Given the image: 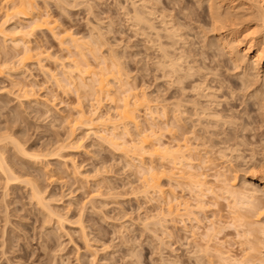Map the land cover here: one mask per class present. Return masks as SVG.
I'll use <instances>...</instances> for the list:
<instances>
[{
  "label": "bare ground",
  "instance_id": "6f19581e",
  "mask_svg": "<svg viewBox=\"0 0 264 264\" xmlns=\"http://www.w3.org/2000/svg\"><path fill=\"white\" fill-rule=\"evenodd\" d=\"M154 1L155 2H153L152 5L153 7H150L149 11L139 9L135 5L137 2H131L130 10L126 9V7L124 8L123 6V9L125 10L124 11L122 9L123 14H129L127 16L129 17L127 18V21H130L129 19H131L133 22L132 25H141L139 31H141L142 34H147V30H156L153 27V24H151L149 18L146 17L148 14L155 13L156 15V13H160L162 17L163 14L161 13H165V8L159 7L161 6L158 4L160 1ZM35 2V0H0V37L1 40L3 39L2 42L9 41L8 45L10 46L9 47L4 42L2 44L0 43V56L3 55L1 56L3 58H0V76L1 74H4L3 72L5 70L9 72L12 70L16 72L22 71V66L27 64V62H33V64L36 63L37 65H40V68L43 67L41 70L49 72L47 66L45 68V65H42L44 63L41 61L44 57L46 59V56L48 57L49 54L51 57V53H49L47 49L43 50L40 46V49L37 48L38 46L34 47L36 43L32 46V42L29 40V37H34L32 35L36 34L33 32L46 30L52 35L53 39L56 40L59 48L68 50L66 52L70 53L69 55L71 58V61L68 59L70 61L68 69L66 66L64 67L65 62L63 59H60L64 62L62 64L60 61V64H62L60 68L62 76L58 74L57 71L56 73L58 75L53 74L55 72L54 70V72H49V74H53V76H55V78L52 76L53 80L57 79L56 83L60 84L58 85L59 87L65 88V90L67 88L70 90L73 87L74 89L72 88L73 90H71L73 93L74 91L77 92L75 93L77 94L76 96H83L84 98L81 97L82 100L88 98L89 101H94V105L90 101L92 105H90L91 107H88L89 109H87L84 105H81L83 102L81 100L79 101L77 97L76 100L78 102H75L77 104L72 106L73 112L71 111V116H68V114V117H64L65 119H63L68 124V130L66 131L64 138L60 137V140L56 138V143H54L53 140V147L52 144L50 145L52 148L48 145L49 148L47 146L48 150L46 153L44 150L41 151V153L40 150L37 152L30 151L31 153H29L21 146L22 144L20 145L21 142L19 143V140H16V137L13 138V136L11 138L6 136L8 133L7 130L6 134L0 133V181H2L0 182L2 183L0 185L3 186L4 184L3 189H11V187L14 186L12 185L13 182L15 184L16 181H19L17 183L22 181L21 184L27 183V185L30 186L28 188L30 189L31 199H34V204L36 206L38 205L39 208L45 212L44 216H42L43 219H41H47L44 221L46 223L48 220L51 221L52 217L54 215L56 216L57 213L51 208L49 202H51L55 197L53 196L54 198H52L51 195L49 198L48 196H44L45 191H43V189L45 187L42 189V187L37 184L38 182L36 183L28 176V179L23 178L25 175L21 177L23 172L18 174L20 172L18 171L17 173L15 166L19 164L13 161L14 159H12V155L9 152L10 150L7 149L8 147H6V145L4 146V143L7 141L6 139H10L8 140L10 141L9 144H12L17 150L16 153H20L21 155H24V157L28 156L30 159L35 161H38V159L40 160L41 156L42 158L45 157L47 159L59 160L65 157L64 152H74L81 147L80 142L82 141L83 136L80 139H78L79 137H74V130L79 127L85 129L86 133L83 134H87L86 137L88 135L95 136L96 140L98 139L99 141L106 143L108 147L110 146L114 151L122 153L131 161V164L134 163L133 161H137V170L140 173H143H141L142 178L145 176L142 179L144 180L142 181L143 192L148 195H150V191L154 192V194H160V196H156L162 199L158 202L159 205L161 202L163 205L166 204L165 212L160 211L162 210V205H160V209L157 208L160 212L154 208L155 211L157 210V213L153 215L154 217L152 218L154 219L152 221L150 220L151 223L153 222L152 225H150V223L149 225H146V228L147 226H152V228L148 230L156 232L158 231V227H160V231L162 230V227L167 229L168 223H171V225L174 223L171 227L169 225L171 231H164V229L163 231H167L166 237L169 236L168 239H173L172 243L174 245L171 243L170 245L174 246V248L176 245L175 243H177L178 246H183V256L185 257L184 259H178L176 255L173 254L176 249L170 246V249L168 250H171V253L169 258L167 256L168 259H166V261H171L172 264H264V248H262V245H264V235L261 234L262 229L259 222L253 219L251 210L252 206L259 207L260 204H264V195H261V193L264 192V134H262V137L260 135L258 136L255 132L256 129H261L260 127L264 126V0H206L209 18L214 24L213 25L212 22L210 24V26H214H211V28L213 27L214 29L212 30L215 31L214 34L213 32L211 34H213L215 40L212 43L210 42L207 47L204 45L205 47L201 46L202 48L200 47L199 49H190L186 54L181 53L180 49V54L170 50L174 48V45L179 43V40L183 41L184 39L182 34L178 32H181L182 30H180L181 25H179L178 30V25H176L178 24V21L175 18H171V20L169 19L170 21H167V24L170 26L166 24V27H164L166 22L162 23L165 30L163 33L165 34H159V31L157 30V32L155 31L154 33L156 34V38L158 40V42L156 40V46L160 52L157 59L158 61L156 60V63L158 64L155 65L160 66V68L162 67V71H164L163 74L169 76L168 78H171V85H181L179 90L182 92V94L180 92L182 99L180 98L181 100H178L174 97L175 102H171V104H169L171 106L168 105L169 107L167 106L166 108L158 107V110L159 108L162 110L160 112H157L158 110L155 107L156 105H154L156 111L153 108L152 104L154 103V99L151 98L152 96L148 95L149 93L147 94L145 90H142V87L140 88L138 86L140 89L139 91L136 85L134 86L130 85L131 83L129 84L130 80L128 78L130 77L127 78L129 74L126 75V70L123 69V63L118 60L120 57L117 58V54L114 52L115 49L113 52L116 56L114 54L111 55L110 49V55L108 58L101 55V53H99L100 51L98 52V50H100L98 49V43H100V45L104 44L102 41L104 40L103 37L99 35L96 36L95 33L94 35L93 33H89L91 34L89 35L90 38L86 40L79 34L76 36L74 32H71L70 30L68 31V29L57 31L56 27L57 29H59V27L57 26L56 19L54 20V18H50L51 16L49 15V17L47 15L48 12L46 11L47 13H45L42 9H40L39 5H36L37 3ZM140 2H142V0H140ZM65 3L67 4L66 1ZM148 6L150 5L148 4ZM174 10L175 13H189L192 11L185 4L175 7ZM125 17L126 16H124V18ZM19 18L27 19L26 24H21L22 22H18L16 24V21ZM174 19L177 21L176 24ZM136 27L138 28V26ZM146 28L148 29L146 30ZM202 30L203 29H201V31ZM97 33L99 34V31H97ZM181 36L182 40L180 39ZM149 38L148 41L154 43V40L152 38L149 40ZM163 38H165V40ZM206 40L207 38H205V41ZM204 44L206 43L204 42ZM6 45L11 48V51L12 49L14 51L13 54H9L10 56H8V49H5ZM107 46L110 47L109 44ZM177 51L178 50L176 49V52ZM220 51L224 53V56L226 54V61L232 64L233 69L240 70L239 78L237 77L238 81L236 80L228 84V82H225V79L220 78L221 73L219 72L221 70L219 71L218 68L222 65V63H225L224 60L218 59V56L222 54V52L219 53ZM192 55L204 57L196 59L195 57L192 58ZM75 56H77V59ZM52 57L55 59L56 56ZM86 57H91L94 62H96L95 64L97 67L92 68L94 64L90 66V62ZM67 58L69 57H65V59ZM54 59L52 58V60ZM64 68L66 70H64ZM46 69L47 71H45ZM237 72L238 71H236V73ZM12 82L14 83V81ZM255 82H259L258 85L255 88L252 87L253 90H250L249 88L253 84H256ZM29 85L28 88L24 85H22V87L19 85L21 87V91L18 90L19 93L22 92L20 94H23L24 99L27 98L26 101L33 100L34 102L36 101L37 103H40V100L38 101L36 99L37 97L35 96L36 94L34 93V89H32ZM113 86L115 89H112L114 88ZM30 87L31 89H29ZM247 90H250V92H247L248 94L246 93L247 99L245 100H243L244 96H241L240 92H236ZM216 91L221 93V98L223 97L222 102L224 101V103L221 104L220 109L211 107L212 105H220L219 101L221 98L219 99L216 97ZM78 93H81L82 95L80 94L81 96H79ZM20 94L19 96H21ZM225 95H228V97ZM105 99L114 104L113 110L111 111L109 109L111 112L109 110V112L99 110V106L103 104L102 101ZM225 99H227V101ZM42 102L43 101H41V103ZM241 104H243V111L247 118L243 119L240 112L241 117L238 115L236 116L238 120L240 119L239 122H237L233 108L237 105L241 106ZM36 105L39 106L38 104ZM165 105L162 107H165ZM255 106H257V113L258 111L259 113L262 112L261 117L258 115L259 118L250 115V113H252L251 111H253V107ZM0 108L2 107L0 106ZM48 110L49 109L47 108L46 111L48 112ZM155 114L158 116H155ZM163 116L167 117L164 118ZM158 117L159 120L157 121H160L162 118L166 119V121L161 120L162 123H160L165 129L164 131L168 130V133L171 135H169L171 139H168V142H165V140L163 141V137L161 136V131L163 132L162 127L160 125L159 127V122L156 121V118ZM227 117H235L236 120H233L236 122L231 121L232 119L227 121ZM220 122H223V124L220 125L221 127L219 129L217 128V130H215V128L219 126ZM225 123L230 126L228 130L223 128V126L225 127ZM131 126H133L132 128H135V132L131 131ZM73 127H75V129H73ZM158 127L161 129H157ZM0 131L3 132L1 129ZM54 144L57 145L55 146ZM47 148L45 147V149ZM6 153H9V155ZM20 154L18 155L20 156ZM13 157H15L14 154ZM145 157L150 158V160L153 161L147 160L148 162H146ZM246 157H249L250 159L246 160ZM232 158L237 164L233 163L234 160ZM155 160L159 161V163L157 161L158 165L153 164ZM245 160H250L252 164L249 163L250 166H248L247 169L242 170V175H240L242 178L239 180L236 168H238L237 165L239 166V164L242 166V163H239V161L246 162ZM70 164L72 165H70L71 167L69 166L72 168L71 171L76 172L78 175V165L74 162H71ZM98 171H100V169ZM80 173L82 174H79V177H81L80 175L84 176V172ZM71 174H73V172H71ZM77 175L75 174L74 176L78 178ZM51 176L53 177V175ZM49 179H51L50 182H52V180H56L55 177L52 179L50 176L48 180ZM84 179H82V181ZM164 179V182L167 181L168 186L162 181ZM162 182L166 186H164ZM163 187H168L169 190L167 188L166 190ZM176 188L179 189L178 191H180L181 188L182 194H177L178 191H174V189L177 190ZM164 191L168 192L166 193L167 196L164 195ZM111 192L112 191H110V193ZM3 193L6 194L5 192ZM93 194L91 197L94 196ZM107 194L111 195L109 192ZM157 199L154 200L157 201ZM6 203L4 202V204H2L4 205L5 210V214H2L3 216L5 215V217L7 216L8 211L10 212L7 207L8 204ZM159 205H157V207ZM211 207L214 208L210 211L211 214L204 215L203 211L205 212L208 209H211ZM201 212L203 213L202 217ZM198 213H201L200 216ZM41 214L43 215V213ZM59 214L56 216H59L56 219L60 227L61 224H64L62 223L64 217L62 218L61 216L63 215ZM256 214L258 215V213ZM149 218H151V216H149ZM7 219L5 220L6 222H8ZM70 221L72 222V220ZM187 221H190V224L186 225ZM6 222H4V226H6ZM55 222L56 221H54V223ZM73 222L76 224L77 222L82 223V220L79 219L76 222L75 219ZM143 222L141 224L142 227L145 225V223L143 225ZM177 223H180L182 226H178L179 224L177 225ZM175 224L179 228L176 230L171 229L173 226L176 227ZM83 226L80 228L81 231L85 229ZM3 228L5 229V227ZM4 229L2 230L4 231ZM230 229H233V233L235 232L234 240L232 238L233 233L230 239L229 237L228 239L226 238L231 234L229 232ZM177 230L182 231V233L177 232ZM150 233L153 234L152 232ZM5 234L7 235V233ZM155 234L158 236L154 235L155 238L159 240L157 232ZM84 235L85 234L83 233L82 237H84ZM85 238L86 237H84V239ZM161 239L158 243H161ZM164 240L162 242L165 243ZM6 242L4 239L1 245L2 249ZM45 247L46 245L43 249ZM89 247H86L88 251L90 250ZM91 247L93 248V246ZM101 247H104V245ZM95 249L92 250L93 253L96 251ZM1 253L3 255L4 252ZM94 255H96V252ZM92 258L95 260L94 256Z\"/></svg>",
  "mask_w": 264,
  "mask_h": 264
},
{
  "label": "rangeland",
  "instance_id": "374dc122",
  "mask_svg": "<svg viewBox=\"0 0 264 264\" xmlns=\"http://www.w3.org/2000/svg\"><path fill=\"white\" fill-rule=\"evenodd\" d=\"M35 1H36L35 3H37L36 5L37 6L39 5L40 9H42L45 13L48 12L47 15L48 16L50 15L51 16V17L49 16L50 18L52 19L54 18V20L56 19L57 26L59 27V29H57L56 27L57 31L59 30L63 31V29L64 30L68 29V31L70 30L71 32H74L76 36L79 34L80 36H82L83 39L85 38L86 40L90 38L89 35H91L92 33L93 35L95 33L96 36L99 35L103 37L104 40L102 41L104 44L106 42V44L100 45V43H98L100 45L99 46L97 44L98 49H100L98 50V52L100 51L99 53H101V55H103L106 58L109 57L110 51H111V55L114 54L115 52L117 54V58L120 57L118 60L123 63L122 65L124 67L123 69L126 70L125 71L126 75L129 74L127 78L128 77L131 78V79L128 78L130 80L129 84L131 83L130 85H134V86L136 85L137 87L139 86L140 88L142 87L141 88L142 90H145L147 94L149 93L148 95L152 96L151 98L154 99L153 101L154 103L152 104V106L154 109L156 107L157 110L158 107L166 108L169 104H171V102H175V98L181 100L182 92L179 90L181 85L180 86L178 84H175V86H173L174 84L171 85L170 83L171 78H168L169 76L163 74L164 71H162L163 70L162 67L160 68V66L155 65L158 64L156 63V60L158 59L160 53L156 46L158 40L156 38V34H154L155 31L157 30L159 31L158 32L159 34H162L165 31L164 27L168 25L167 21H170L171 18L172 19L175 18L178 21L177 22L174 19L175 24L176 22L178 23L176 24L178 25V30H179V25L182 26V27L180 26V30L182 29L181 32L180 31L178 32L182 34L184 39L183 41L179 40V43L173 46L175 49L174 48L170 49L177 54L178 53L180 54V52L186 54L188 50L199 49L201 46L205 47L204 45H206L207 47L209 46L210 42L212 43L215 40L213 36L215 31L212 30L214 29L213 28L214 24L212 20L209 18L207 6H206V0H204V2L203 0H159L160 3L158 4L161 5L159 7L165 8V13H161L163 14L162 17L160 13H156V15L155 13H151L148 14L149 17L146 16L147 18H149L151 24H153V27L156 29L154 31L153 29L152 30L150 29L151 31H149L147 30L148 28H146L147 34H142L141 31H139L141 25L140 26L136 25L138 26L137 28L135 25H132L133 22L131 19H129L130 21H127V18H129L127 16L129 14L127 13L126 14L124 13L125 15L123 14V10H124L123 6L124 8L126 7V9L130 10L131 2H135V3L137 2L135 5L139 9L144 11H149L150 7L151 8L153 7L152 5L153 2H155L154 0H146V1L142 0V2H140V0L139 1L138 0L135 1L133 0H125V1L124 0H65L67 4L65 3L64 0H60V2L59 0H35ZM144 1L146 2V5ZM148 4L150 6H148ZM183 4L188 6L189 9L192 11H190L189 13H175L174 10L175 7H178L179 5L181 6ZM123 15L126 17L124 18ZM19 19H18L19 21L18 20L16 21V24L18 22L20 23L22 22L21 24H26L27 19L25 18L24 19L19 18ZM161 19L163 20V22ZM164 22H166L165 26L162 24ZM211 22L213 24L211 25L213 26L212 28L210 26ZM90 26L91 27L94 26L95 28L92 27L94 28L92 29ZM91 29L94 31H92ZM201 29H203L202 30L203 32L201 31ZM97 31H99V34L97 33ZM136 31L138 35L136 34ZM212 32L213 34H211ZM33 33H36L33 35L31 34L34 37H29V40L32 42L31 43L32 46H34V44L36 43L34 47L38 46L37 47L38 49L40 48H42L43 50L47 49V51L51 53V57L49 56L50 54L48 55V57H50L51 59L50 58L47 59L48 57L46 56V59L44 57L41 61L44 64L42 63L41 64L45 65V68L47 66L49 72L52 73L55 71L53 74L61 75L62 71L60 70V68L62 64L65 62L64 67L66 66L67 69L68 66L70 65V61H71L69 55L70 53L66 52L68 50L59 48L56 40L53 39L52 35L49 34L48 31L41 30ZM148 34L150 38L154 40V43L148 41L149 38ZM182 36L180 37V39L182 38ZM205 38H207L206 41L208 42L205 41ZM163 39L165 40V38ZM2 40L0 37L1 44L3 42L6 43L7 45L9 44L8 40H7L8 42L5 41L2 42ZM204 42L206 44H204ZM108 44L110 45V47L107 46ZM7 45L5 49L6 48L8 49L6 50L9 52L8 56H10L11 55L10 53L13 54L14 51L13 49L11 51V48H9L10 46L8 45L9 46L8 47ZM114 49L115 51L113 52ZM176 49L178 50L177 52ZM221 52L222 51H220L219 53ZM116 54L114 55L116 56ZM223 54L224 53L222 52V54L218 56V59H222L225 61V63H222V65L218 68L219 71L221 70L219 72L221 73L220 78L225 79V82L226 83L228 82V84L236 80L238 81L237 77L239 78L240 70L233 69L232 64L226 61L227 60L226 54H225L226 58ZM1 56L0 58H3ZM52 56H56L55 57L56 60ZM196 56H193L192 58L195 57L196 59H201L202 57H204V56L199 57V55ZM65 57H69V58L65 59ZM76 57L77 56H75V58ZM52 58L54 60H52ZM86 58H88L87 60L90 62L89 63L90 66H92L93 64L95 65V66L93 65L92 68L97 67V65L95 64L96 62H94V60L91 57H86ZM60 59L61 60L63 59L64 62L61 61ZM60 61L62 64H60ZM23 66H22L23 68L22 71L16 72L12 70L9 72L5 70L6 72L4 71L3 72L4 74L3 75L1 74L0 76V106L2 107L0 108V129L3 131V132L0 131V133L6 134L8 132L7 133L8 135L6 134V136H9L11 138L13 136H14L13 138L16 137V140H19V143L21 142L20 145L22 144L21 146L25 148V150H27V152L29 153L37 152L39 150L40 153L43 150L46 153L49 146L52 144L53 147V142L56 143L55 142L56 138H58L59 140L61 138H64V135L68 130L67 129L68 124L63 119H65L64 117L71 116L70 113L72 111V106H74V104L75 105L77 104L75 102H78L76 100L78 96H76L77 94H75L77 92L74 91L73 93L72 91L74 89L73 87H72L73 89L70 87L72 90L71 89L69 90L67 87L66 88L68 90L59 87L58 85L60 84L56 83L57 79L53 80V77L55 78V76H53V74L50 75L47 69L45 70L47 72L41 70L43 67L41 66L42 68H40V65H37L36 63L33 64V62L31 63L27 62V64ZM229 69L232 70L230 71ZM64 70L66 69L64 68ZM56 71L58 72V74L56 73ZM236 71L238 72L236 73ZM12 81H14V83ZM258 83L253 84L249 89L253 90L252 87L255 88L258 85ZM19 85L21 87L22 85H24L27 88L28 85L31 86L32 89H34V93L36 94L35 95L37 97L36 99L38 101L40 100L39 101L40 103H37L36 101L34 102L33 100L26 101L27 98L24 99L23 94H20L22 92L19 93V91H21L20 89L21 87ZM176 85H178L179 87ZM31 87L29 89H31ZM139 87L138 90L140 91ZM112 89H115V87ZM250 90L236 91V92L237 93L240 92L241 96L242 95L244 96L243 100H245L247 99L246 95L250 92ZM19 94L23 98L19 96ZM78 94L79 96L82 95L81 93ZM215 95L219 99L221 98L220 92L218 93L216 91ZM225 96L228 97V95ZM81 97H78V100L79 101L81 100L83 102L81 105L82 106L84 105L85 108L89 109L91 107L90 105L92 104L94 105L93 103L94 101L90 100L92 102L91 104L88 98L85 97L86 99L82 100ZM222 98L220 99L221 102L218 99L220 105H215V106L212 105L211 107L213 108L215 107V109H220L221 104L224 103V101L222 102L223 100ZM227 99L225 100L227 101ZM105 100H103L105 102L102 101L103 104L101 103L102 105L99 106L100 108L99 110L105 112L110 109L112 111L114 108V104L111 103L110 101H107V99ZM41 101L43 102L41 103ZM36 104H38L39 106H37ZM154 105L156 106L154 107ZM163 105H165V107H162ZM47 108L49 109L48 112L46 111ZM161 108H159L157 112L162 111ZM256 108L257 106L253 107V111H251L252 113H250V115L259 118L258 115H260L261 117L262 112L259 113L258 111L259 113L258 114ZM233 111L235 113V117L237 115L240 116V112H241V116L243 117V119L247 118V116H245L246 114L243 111V104H241V106L239 105L235 106L233 108ZM155 116L158 115L155 114ZM166 117L167 116H165L164 118ZM235 117H227V121H230L231 119H232L231 121H234L233 119L236 120L237 118ZM164 118H162L161 120L166 121V119ZM157 120H159V117L156 118V121ZM161 120L157 121L159 122L158 126L159 125L161 126L162 123ZM239 120L237 118L236 121L239 122ZM221 124H223V122H220L219 126L216 127L215 130H217V128L219 129L221 127L220 126ZM224 125L225 127L223 126V128L224 129L226 128V130H228V128L230 127L229 124L225 123ZM132 127L133 126L130 127L131 131L135 132L136 131L135 128ZM159 127L157 129H159ZM161 127L163 132H165L163 133L161 131L162 133L161 136L163 137V141L165 140L166 142L168 139H171L170 137L171 135L168 133L167 129H166L167 131H164L165 129L163 128V126ZM260 128L261 129L259 128L256 129L255 132L258 134V136L260 135L263 137L262 134H264V126ZM73 129H75V127H73ZM83 133H86L85 129L78 127L74 130V137L76 138L79 137L78 139H80L83 136L82 141L80 140L81 147H79L78 150L77 151L75 150L74 152H67V151L64 152V156L66 158L63 156L64 158H61L59 160L47 159L45 157L42 158L41 156L42 159L40 158V160L38 159V161H35L33 159H30V157L28 156L24 157V155H21L20 153H16L17 150L13 147L12 144L11 145L9 144L10 141L8 140L10 139H6L7 141L4 139L6 141V142L3 141L5 142L4 146L6 145V147H8L7 149L10 150L9 152L12 155V159H14L13 161L19 164L15 166L17 173L18 171H20L18 174L23 172L21 177L25 175L23 177L24 179L25 178L28 179L29 177L33 179L36 183L38 182L37 184H39L42 187V189L45 187L44 188L45 190L43 189V191H45L44 196L46 197L48 196V198L50 195L52 196V198L55 197L51 202H49V204L51 208L54 211H56L57 215L59 213H60L59 215H63L61 217L62 218L64 217L62 221V223L64 224H61V226L59 227L56 219L59 216L56 217L57 215L56 216L52 215L53 217L51 219V221L52 220L56 221L57 224L56 222L54 223V221L51 222L50 220H48L49 223L44 222L47 219L42 220L43 219L42 216H44L45 212L41 210V208H39L38 205L36 206L34 204V199H31V193L29 191L30 189L28 188L30 186L27 185V183L21 184L22 181L20 183H17L19 181H16L14 184L13 182L12 185L14 186L11 187V189L9 188V190L5 189L6 191L3 189L4 184L3 186L0 185V213H1L0 214V253L4 252L3 255L2 253L0 254V264H32V263L33 264H80V263L81 264H160L161 261L164 260L166 261V259L169 258L171 250L169 251L168 249H170V246H172L170 245V243L173 244L172 243L173 239L172 238L168 239L169 236L166 237L167 235L166 232L168 230L171 231L169 225L171 227L172 225H174V223L171 225V223L167 222L168 223L167 229H164L162 227V230L159 231L160 227L157 228L158 231L156 232L159 235V240L163 238L161 239V243L160 242L158 243L159 240L155 238V236H157L155 234L156 232L154 231L155 232L154 233L153 231H149L150 228H152V226H147L146 228V225H149L151 221L154 219L152 218L154 217L153 215L156 214L157 213L156 211L161 208L160 205H162L161 208L162 210L160 211L165 212L166 204L163 205L161 202L159 205L158 202L161 201L162 199L156 196V195L160 196V194L158 193L154 194V192L150 191L149 193L150 195H148L143 192L142 181L144 180L142 179L145 176L142 178L143 173L141 172L142 173L141 174L137 170L136 168L137 161H133L134 163L132 162L133 164H131V161L127 157H125L122 153L120 152L118 153V151H114L113 149H111L110 146L108 147L106 143L101 142L98 139L96 140L95 136L88 135L86 137L87 134H83ZM54 145L56 146L57 144ZM45 147L47 149H45ZM52 147L50 146V148ZM13 154L15 155V157H13ZM18 154H20V156ZM7 155H9V153ZM246 158H247L246 160L250 159L249 157ZM147 160L153 161L150 160V158L145 157L146 162H148ZM155 161H154L155 163L153 162V164L158 165L159 161L158 160ZM249 161L246 162L239 161V163H242V166L239 164V166L237 165L238 168H236L238 171L237 175H239L238 176L239 180H241L242 178L240 176L242 175V170L247 169L248 166H250L249 163H251V161L250 162ZM36 162L39 164H37ZM71 162H74L76 165H78L79 168H77V170L79 171V174H82L80 172H84V176L80 175L81 177H79L78 176L79 174L77 175L76 172L71 171L72 170V168H70L72 166L70 164ZM65 163L68 168L66 167ZM233 163L237 164L235 160ZM43 164L44 165L46 164L47 166L45 165L46 166L45 167ZM98 168L100 169V171H98L99 170ZM71 172H73V174H71ZM75 174L77 175L78 178L74 176ZM48 175L52 179L53 177H55L56 180H52V182H50L51 179L48 180L49 178ZM51 175H53V177ZM84 178L86 179V181ZM82 179L84 180L82 181ZM162 181L164 182L165 179ZM164 183H166L167 185V181ZM23 184L27 186H24ZM166 185L164 184V186ZM110 188L113 190H111ZM163 188L168 189V187H163ZM178 190L179 189L177 190L174 189V191H178ZM110 191H112L113 193L112 192L110 193ZM3 192H5L7 195L4 194ZM96 192L98 193V195ZM108 192L111 195H108L107 194ZM151 192L153 196L151 195ZM164 192H165L164 195L167 196L166 193L168 192L166 191ZM179 193L182 194L181 188L177 194ZM92 194L95 197L94 196L91 197ZM154 199H157V201ZM4 202L5 203L7 202L6 204H8L7 206L8 210H10V212L8 211L6 216L7 218L9 216L8 219L5 217V215L3 216V214H5L4 205H2L4 204ZM155 202L157 203V205H159L158 207ZM154 208L155 209L158 208V209L155 211ZM212 209L214 208L211 207V209H208L207 211L209 212L205 211L206 214L203 211L204 215L211 214L210 211H212ZM41 213H43V215ZM203 213L201 214V217ZM200 214L198 213L199 216ZM149 216H151V218H149ZM6 219L8 220V222L5 221ZM75 219L76 222L77 220L81 219L82 223L77 222L78 224L77 225L76 223H74L75 221L73 222V220ZM41 220L43 223L41 222ZM70 220H72V222ZM4 222H6L5 224L6 226H4ZM142 222L143 225L145 223L143 227L141 225ZM187 222L186 225L190 224V221ZM41 223L42 225L43 224L44 225L42 226ZM152 223L150 225H152ZM80 224L81 226L84 225L83 227L85 228L82 231L80 229L81 228ZM177 225L180 227L182 226L180 223H177ZM177 225L176 227L173 226L174 228L172 227L171 229H175V230L178 229L179 227ZM3 227H5V229ZM2 229H4V231ZM163 229L164 231L165 230L167 231L164 232ZM230 230L229 232L231 234L230 236L226 237L227 239L228 237L230 239L233 233V229L231 231ZM150 232H152L153 234H151ZM177 232L182 233V231H178V230ZM5 233H7V235ZM83 233L85 234L84 237H86L85 238L86 240L84 239V237H82ZM161 233L163 236L161 235ZM2 236L5 239V242L7 241L6 242L7 244L5 243L6 246L4 244L3 249L1 246L4 240ZM8 238L10 239L11 242L9 241ZM232 238L234 240L235 232L233 233ZM163 240L165 241V243L162 242ZM175 244H176L175 248L174 246H172V248L176 249L174 250L175 252H173V254L176 255L178 259H184L185 257L183 256L184 255L183 246L182 245L178 246L177 243ZM45 245L46 247L43 249ZM87 245H89L90 247ZM102 245H104V247H101ZM91 246H93L94 249L96 248L95 249L96 251H94V253L96 252V255H94V253L92 252V250L94 249ZM86 247L90 248L89 251L91 253L87 250ZM93 256L95 257V260L92 258Z\"/></svg>",
  "mask_w": 264,
  "mask_h": 264
},
{
  "label": "snow or ice",
  "instance_id": "6c2138e0",
  "mask_svg": "<svg viewBox=\"0 0 264 264\" xmlns=\"http://www.w3.org/2000/svg\"><path fill=\"white\" fill-rule=\"evenodd\" d=\"M261 195H264V192H262ZM251 210L253 214V219L259 222V225L261 226L262 229L261 234L264 235V204H260L259 207L252 206ZM256 213H258V215ZM262 248H264V245H262ZM160 264H172V262L161 261Z\"/></svg>",
  "mask_w": 264,
  "mask_h": 264
}]
</instances>
